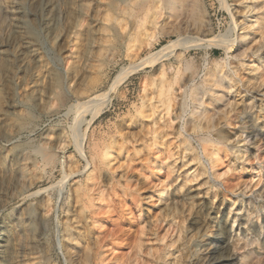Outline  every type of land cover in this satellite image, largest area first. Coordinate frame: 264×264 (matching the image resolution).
Returning <instances> with one entry per match:
<instances>
[{
  "label": "rangeland",
  "instance_id": "1",
  "mask_svg": "<svg viewBox=\"0 0 264 264\" xmlns=\"http://www.w3.org/2000/svg\"><path fill=\"white\" fill-rule=\"evenodd\" d=\"M99 1L103 8L106 0ZM205 1L211 29L202 37L233 38L243 19L235 12L240 7L234 9L241 0ZM89 14L87 8L80 22L76 0H0V264H70L64 255L67 228L82 240L90 236L101 253L92 264H264V230L248 200L264 188V136L248 141L246 129L241 140L239 124L228 128L235 133L226 140L228 146L244 148L241 163L234 162L236 149L231 148V161L213 168L212 153L199 145L198 153L180 152L179 169L171 180L165 168L159 171L162 161L154 146H150L154 148L149 166L143 153L135 161L128 159L133 150L143 147V132L128 126L150 88L156 91L163 79L169 80L174 84L173 97L180 99L183 89L176 82L190 74L187 63L202 75L207 66L215 67L226 58L239 80L246 82L250 72L240 63L254 57L260 37L239 59L227 47L192 46L186 38L179 45L182 58L170 53L136 68L133 65L178 36L149 41L150 46L141 36V43L121 45L107 36L105 12L94 22ZM18 21L37 24L31 37L35 52L18 38ZM197 32L191 36L202 34ZM108 45L114 49L109 57L103 52ZM105 92L107 103L92 118L96 108L82 103ZM256 96L258 101L264 99V85ZM165 118L174 126L178 121ZM109 131L128 136L126 152L115 160L113 170L105 168L102 176L93 175L91 143ZM180 139L174 131L171 141L179 150ZM184 153L190 158L186 167L191 168L185 175ZM119 164L123 166L116 169ZM239 176L247 179L241 187L235 185ZM80 187L94 193L98 214L82 212L76 193ZM98 192L107 194V201L98 200ZM186 192L195 196L184 199ZM202 202L205 211L214 208L207 218ZM107 209L113 214H105ZM253 223L259 230L252 231ZM247 253L253 263L246 262Z\"/></svg>",
  "mask_w": 264,
  "mask_h": 264
},
{
  "label": "bare ground",
  "instance_id": "2",
  "mask_svg": "<svg viewBox=\"0 0 264 264\" xmlns=\"http://www.w3.org/2000/svg\"><path fill=\"white\" fill-rule=\"evenodd\" d=\"M76 3L80 22L84 21L87 8L90 10L91 22H94L99 16L101 17V13L105 12L107 36L109 40H116L121 45L127 43V45L132 44L134 46L139 42L141 43V36H145L148 42L151 41V43L152 41H159L164 36L172 34L178 36L177 40L171 41L160 50L133 65L136 68L147 63H154L170 53H175L177 57L182 58L183 49L180 50L179 45L183 46L182 42L187 41L184 40L186 38L188 41L190 39L193 41L192 46L202 47L206 44L208 48L210 45L227 47L226 49L232 51V56L239 59L240 57L243 58L249 44L256 40L258 36L260 37L258 45L254 46L256 48L253 52L255 53L254 57L243 58L240 63L243 68L250 72L251 77L246 82L239 80L231 63L226 58L215 67L207 66L202 75L193 63H187L185 69L190 74L187 77L181 76L176 82L179 85L178 88L183 89L180 99L173 97V82L163 79L160 88L152 83L155 87L157 86V90L154 91L152 87L149 92H146L141 108H137V114L131 117V124L128 126L129 130L139 129L143 132V147L140 151L133 150L128 156L129 160H134L140 153H143L146 165L149 166L148 163L152 157L151 150L155 147L159 150L157 159L162 161V167L159 171L161 172L165 168L166 178L171 180L179 169L177 159L181 156L180 152L193 149L195 153H198L199 145L204 150L212 153L213 168H218L224 165L225 162L229 163L231 161L229 154L231 148L236 149L233 156L234 162L241 163L244 148L238 145L231 146V148L228 146L226 140L235 135L228 128H234L239 124L240 129L243 130L239 137L241 140L246 129H248V132L244 138L248 141L252 140L253 137L264 136V99L258 101L256 98L264 85V79L260 80V68L264 65V0H241L239 4L235 3L234 9L237 6L240 7V10L236 9L235 12H238V16L243 17V19L241 18L240 30L233 38L229 39L221 38L218 35L208 39L202 37L211 29L210 13L205 0H106L103 8H101L99 0H76ZM231 11L233 10L231 9ZM197 30H200L199 33L202 34L191 36L192 33H198ZM83 31L81 32V39L84 40L86 36ZM16 32L18 38L25 43V47L31 49L30 52H35L36 50L31 44V37H34L37 32V24L33 21L27 23L18 21ZM151 43L149 42V46ZM232 45L235 46L234 49ZM140 48L141 44L135 48V53H138ZM103 52L109 57L114 53V49L108 45L104 47ZM119 80L117 78L116 82H119ZM154 92L156 94L153 95ZM106 93L97 94L82 103V105H90L96 108L92 111V118L97 116L107 103L104 99ZM235 97H238L239 100ZM42 98L43 95L41 94ZM254 113L256 114L255 117H253ZM239 114L242 118L238 117ZM166 115L168 117L172 116V120H178L175 126L171 120L165 118ZM221 118L224 120H220ZM157 123H160V125ZM117 127L121 129L120 126ZM174 131L181 136V150L171 141ZM195 136L199 138L196 140L197 144ZM126 137L128 136L122 134L118 137L116 133L111 131L107 134H98L97 141L91 143V153L95 165L93 175L102 176L105 168L114 169V166L118 163L115 164V160L124 156L126 152ZM150 146L154 147L151 148ZM189 160L188 154L184 153L183 175L189 173V169H191L188 166L186 167ZM122 166L123 164H119L116 169ZM242 169L243 173L247 171L245 166H242ZM203 171L206 172L205 168ZM219 175H222V173H219ZM236 179L235 185L240 187L247 180L242 176L236 177ZM235 185L230 187L231 192ZM257 185H253L250 190ZM76 193L81 203L82 212L89 211L98 214L96 208L99 207H96L95 201L97 198L94 197V193L90 194L87 187H80ZM98 196V200L107 201V194L98 192ZM194 196L195 194L191 195L186 192L183 198L192 199ZM248 198L250 211L261 221L260 230H264V188L254 192L253 196ZM106 205L108 206L109 203L106 202ZM200 206L205 211L203 202ZM213 211L214 208L206 210L204 217H209ZM106 213L113 214V211L107 209ZM97 221L99 224H104L102 219ZM250 227L253 229L252 231L258 229L254 223ZM229 229V224L226 223V232H229ZM248 253L245 257L246 262L253 263ZM100 254V251L93 247L90 236H86L82 240L73 229H66L64 255L67 262L74 264L78 260H82L86 264H92L93 257L97 258ZM128 259L131 260L132 257L130 256ZM30 264L42 263L35 261Z\"/></svg>",
  "mask_w": 264,
  "mask_h": 264
}]
</instances>
